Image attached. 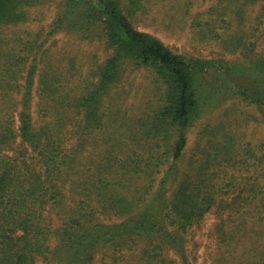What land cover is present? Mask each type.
<instances>
[{"label": "trees", "instance_id": "obj_1", "mask_svg": "<svg viewBox=\"0 0 264 264\" xmlns=\"http://www.w3.org/2000/svg\"><path fill=\"white\" fill-rule=\"evenodd\" d=\"M44 1L0 0V264H264V0H223L224 60L138 30L154 0H64L37 43ZM58 33L108 57L50 68Z\"/></svg>", "mask_w": 264, "mask_h": 264}, {"label": "rangeland", "instance_id": "obj_2", "mask_svg": "<svg viewBox=\"0 0 264 264\" xmlns=\"http://www.w3.org/2000/svg\"><path fill=\"white\" fill-rule=\"evenodd\" d=\"M63 1L45 0L43 6L31 8L29 22L21 25L20 29L23 31L28 29L27 34L31 33L30 38L37 40V43L40 42V38L42 39L48 33L49 24L58 13V8ZM226 3L227 1L223 0H154L152 4H147L144 9L135 14L130 12L124 3L123 8L128 16L134 15L131 18L138 30L148 32L159 38L174 52L210 60H224L237 58V55L230 56L223 53V47L218 46L220 41L217 35L223 36L230 26L237 27L239 24V17L236 14L233 13L232 18L221 15L224 8L227 7ZM203 30L208 31V34H202ZM49 46L52 47V57L50 56L45 64L54 69L65 66L73 72H81L82 76H86L91 70H95L108 57L100 44L79 41L68 33H58L51 36L46 44V47ZM56 55L64 58V60L56 57ZM71 60H76V67H72ZM83 64L85 67H82ZM91 65L93 67L89 68ZM212 81L221 85V80L216 75ZM137 83L145 88L142 76L138 77ZM232 101L231 99L225 100V98L218 100L213 104L215 108L207 110L190 134L188 149L192 148L199 132L206 125L215 124L220 118H223L226 110L232 105ZM238 118L240 117H236L235 121ZM258 131L259 128L253 121L247 132L248 139H252Z\"/></svg>", "mask_w": 264, "mask_h": 264}]
</instances>
